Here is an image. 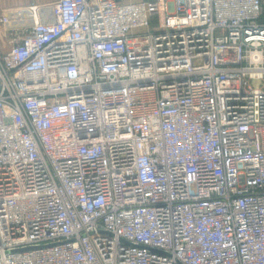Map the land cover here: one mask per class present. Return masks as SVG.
<instances>
[{"label":"built area","instance_id":"2783aa9c","mask_svg":"<svg viewBox=\"0 0 264 264\" xmlns=\"http://www.w3.org/2000/svg\"><path fill=\"white\" fill-rule=\"evenodd\" d=\"M39 8L0 11V264H264V0Z\"/></svg>","mask_w":264,"mask_h":264},{"label":"crops","instance_id":"0c3cea01","mask_svg":"<svg viewBox=\"0 0 264 264\" xmlns=\"http://www.w3.org/2000/svg\"><path fill=\"white\" fill-rule=\"evenodd\" d=\"M54 1L55 0H0V11L15 6H26L30 3H35L40 7L39 12H41L42 15H46Z\"/></svg>","mask_w":264,"mask_h":264},{"label":"rangeland","instance_id":"374dc122","mask_svg":"<svg viewBox=\"0 0 264 264\" xmlns=\"http://www.w3.org/2000/svg\"><path fill=\"white\" fill-rule=\"evenodd\" d=\"M261 19H264V13H262ZM250 84L253 85V86H257L259 84V81L253 79V80L250 81Z\"/></svg>","mask_w":264,"mask_h":264},{"label":"water","instance_id":"95a60500","mask_svg":"<svg viewBox=\"0 0 264 264\" xmlns=\"http://www.w3.org/2000/svg\"><path fill=\"white\" fill-rule=\"evenodd\" d=\"M116 87H118V86H116ZM26 248H28V247H24V248H21V249H26Z\"/></svg>","mask_w":264,"mask_h":264}]
</instances>
